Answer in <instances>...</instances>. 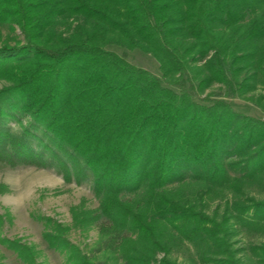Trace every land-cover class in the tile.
Wrapping results in <instances>:
<instances>
[{
    "label": "trees",
    "instance_id": "1",
    "mask_svg": "<svg viewBox=\"0 0 264 264\" xmlns=\"http://www.w3.org/2000/svg\"><path fill=\"white\" fill-rule=\"evenodd\" d=\"M0 82V165L93 184L99 207L71 209L83 232L106 220L90 257L45 219L71 264H264V120L213 92L264 112V0H0Z\"/></svg>",
    "mask_w": 264,
    "mask_h": 264
},
{
    "label": "rangeland",
    "instance_id": "2",
    "mask_svg": "<svg viewBox=\"0 0 264 264\" xmlns=\"http://www.w3.org/2000/svg\"><path fill=\"white\" fill-rule=\"evenodd\" d=\"M2 30L4 36L15 37L8 25H4ZM16 35L20 40L23 39L19 31ZM108 50L125 56L138 68L161 76L157 61L140 50L130 51L118 46H109ZM5 85L4 82H0V89ZM213 92L216 95L215 99L225 100L232 105L235 111L264 120L262 110L251 103L238 99L231 89L216 86ZM26 122L25 120V124ZM11 127L14 133L21 132V128L17 124H12ZM232 175L235 173L232 172ZM0 185H6L9 188V193L0 195V264H25L14 250L1 243L2 239L17 240L35 247L41 252V256L37 260L38 264H71L66 251L51 249L44 240L45 219H51L53 223L71 227L67 235L69 241L79 247L86 256L90 257L93 254L99 240V226L105 224L106 220H102L98 227L83 232L80 229L72 228L73 218L71 215L72 207L78 206L84 201L88 208L99 207V200L95 197L91 181L82 184H77L76 181L67 183L63 176L53 168L34 166L12 168L0 165ZM246 238V236L237 238L239 241L237 246L248 248L249 241ZM260 240L264 241V238L258 239V242ZM161 257L160 255L159 259ZM179 261H183V258L179 257Z\"/></svg>",
    "mask_w": 264,
    "mask_h": 264
}]
</instances>
